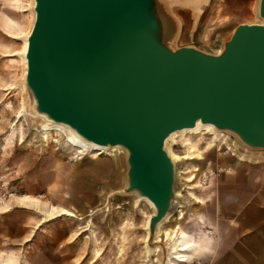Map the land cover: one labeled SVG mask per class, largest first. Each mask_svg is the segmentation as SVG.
Wrapping results in <instances>:
<instances>
[{
	"label": "water",
	"instance_id": "1",
	"mask_svg": "<svg viewBox=\"0 0 264 264\" xmlns=\"http://www.w3.org/2000/svg\"><path fill=\"white\" fill-rule=\"evenodd\" d=\"M35 1L26 82L36 110L127 150L119 193L155 205L153 235L175 197L173 132L201 121L264 150V23L239 24L213 53L182 44L195 20L185 0Z\"/></svg>",
	"mask_w": 264,
	"mask_h": 264
},
{
	"label": "rangeland",
	"instance_id": "2",
	"mask_svg": "<svg viewBox=\"0 0 264 264\" xmlns=\"http://www.w3.org/2000/svg\"><path fill=\"white\" fill-rule=\"evenodd\" d=\"M29 2L0 0V264L8 259L13 264H151L144 249L148 204L135 206L125 194L116 193L108 198L107 206L101 205L99 211L92 212L104 189L116 191L123 187L126 162L114 169L112 156L104 151L78 152L59 132L35 128L20 116V101L25 95L15 87L21 74L16 53L22 44L16 34L28 28ZM185 16L188 18V14ZM254 22H258L255 8L229 14L216 1L203 13L196 31L190 35L187 30L182 44L193 42L216 53L222 39L236 26ZM189 141L198 148L202 156L199 162L205 170L195 179L196 163L191 161L185 173L184 164L182 178L194 177L188 182L191 189L187 191L203 197L204 202L181 209L177 214L182 216L180 221L174 220L167 228L181 222L203 241L210 235L212 245L218 246L224 234L221 228L224 230V224L234 218L226 214L228 208L257 192L244 209H264V160L240 161L230 166L231 171L227 166L231 152L224 145L207 150L211 139L206 134L190 137ZM182 142L175 145L174 152L184 154L186 147ZM247 177H261V181L249 183ZM25 194L28 200H20ZM34 204L45 211L52 206L66 207L81 218L63 215L42 223L44 215ZM241 204L243 200L239 201ZM244 218L240 213L238 219L243 222ZM238 223L233 220L227 225L229 237L225 241L239 240ZM260 231H264V226ZM197 260L200 264H213L212 258L194 259Z\"/></svg>",
	"mask_w": 264,
	"mask_h": 264
},
{
	"label": "bare ground",
	"instance_id": "3",
	"mask_svg": "<svg viewBox=\"0 0 264 264\" xmlns=\"http://www.w3.org/2000/svg\"><path fill=\"white\" fill-rule=\"evenodd\" d=\"M185 3L187 5L190 4L195 11V20L193 25L191 26V33H193V30L196 28L198 18L203 11L205 4L208 3V0H185ZM258 5L259 0L254 6L257 13L258 22L254 23H264V19L258 13ZM28 6L30 11V19L27 26L28 28L26 31H22L16 34L17 38L21 39L22 44L20 49L16 53L19 55L18 61L21 66V74L19 80L15 84V87L20 88V91L23 93V95H25L20 101V116H23L27 123L35 126V128H40L45 131L54 130L59 132L62 136L65 137L66 143L76 149L78 152L104 151L103 153L112 156L113 161L111 158L110 160L114 162V169H118L126 162L128 152L125 148L119 145L105 146L90 142L79 135L69 125L62 122H56L50 119L46 114L40 113L36 110V101L32 97L26 82L28 68L26 54L28 50V39L36 19V1L30 0ZM215 52L220 53L221 49L217 48ZM202 134L208 135L211 139V142L207 146V150L213 149L218 145H224L231 152L229 157L232 156V158L227 159V166L228 168H230H226L228 170L232 171V168L230 166L237 165L240 161L260 162L261 160H264L263 149L249 147L241 142L240 139L232 132L218 129L211 123H202L201 121H198L197 125L193 128H185L173 132L165 142V149L167 150L169 156L175 164V197L172 201L171 209L169 210L165 218L157 224L154 235L151 233L149 225L151 218L156 213L155 205L147 197L138 195L136 192H131L129 194L123 195L130 198L133 205L135 206H139L140 203L145 202L150 207V212L149 215L147 214L148 217L145 224L146 235L144 239V249L147 261L151 264H183L192 262L194 261V259H197L195 257H198V255L202 251V246L199 242L200 238L198 239L197 234L190 232V230L185 228L181 222H177L170 229L167 228V226L173 223L174 220L180 221V218L182 216L177 217V214L182 211L181 209L191 208L193 206V203L198 204L204 202L203 197L197 196L190 191H187V189H191V187L188 185V182H190L194 177L195 179L198 178L200 174L205 170V165L201 166L199 162V160L202 159V156L198 153V148L192 145L189 141L190 137H197ZM182 141L185 142L186 147V151L184 152V154H179L176 152V150L174 152L175 145ZM233 156H235L236 158ZM191 161L196 163L193 165L196 174H194L195 176L192 178H187L183 175V178L186 180H184L186 182L185 184L182 178V169L185 164L183 170V172L185 173L186 169L190 167L189 165ZM124 184L125 177L122 180V185L124 186ZM185 189L187 194L185 193ZM116 193H119V189L116 191L112 190L111 188L104 189L102 192L100 203L93 208L92 212L95 213L99 211L102 207L101 205L106 204L107 206L106 202L108 198L112 197ZM27 197L28 196H22L21 199L26 200L28 199ZM34 207L37 208L39 213H42L44 215V217L42 218V223L63 215L81 218L79 214L62 206H52V209L48 211H45L40 207L39 209L35 206V204ZM152 238L155 245L153 246V248H150L148 243ZM5 264H13V261L7 260ZM194 264H200V261H194Z\"/></svg>",
	"mask_w": 264,
	"mask_h": 264
},
{
	"label": "crops",
	"instance_id": "4",
	"mask_svg": "<svg viewBox=\"0 0 264 264\" xmlns=\"http://www.w3.org/2000/svg\"><path fill=\"white\" fill-rule=\"evenodd\" d=\"M216 1L218 2L219 6L224 8L226 13L229 12V14H234L236 12H239V10L250 11L251 9H254V6L256 5L258 0H211L210 4L213 5L216 3ZM247 178L249 179V183H252L254 181H261V177ZM260 189L261 187L258 188V190ZM256 193L257 192H254L253 196ZM24 196L26 197L28 195L25 194ZM253 196H251L250 198L240 199L243 200L244 204L239 205V200L237 205H235V207L233 208H228V212L226 213L227 215L229 214L231 217H234L231 219L230 223H232L233 220L239 221L238 226L236 227V232H238L239 240L237 242L231 240L225 241L224 239L226 237H229L227 225L230 223L224 224V230H222L221 227L223 224H221L219 227L221 228V232L224 234L221 241H218V246L212 245V237L210 235H208V239L206 241H203L198 237L199 242L202 246V251L197 257L198 259L204 257L212 258L213 264H264V231L262 232L263 234L260 231V229L264 226V223L262 222V218L264 219V209H258L257 211L250 207L248 209H244V207L253 198ZM21 197H19L20 200H22ZM27 198H29V196ZM29 201L32 200L29 199ZM240 213L241 216L246 217L242 219L243 222L238 219ZM204 217L205 216L203 215V219ZM245 232H247V234L244 235L243 233ZM213 248L216 249V255H213ZM247 248L249 249L250 254L247 253Z\"/></svg>",
	"mask_w": 264,
	"mask_h": 264
},
{
	"label": "built area",
	"instance_id": "5",
	"mask_svg": "<svg viewBox=\"0 0 264 264\" xmlns=\"http://www.w3.org/2000/svg\"><path fill=\"white\" fill-rule=\"evenodd\" d=\"M177 146V145H176Z\"/></svg>",
	"mask_w": 264,
	"mask_h": 264
}]
</instances>
